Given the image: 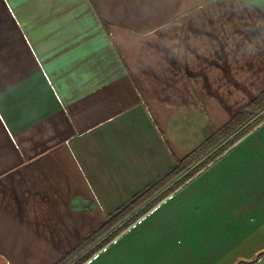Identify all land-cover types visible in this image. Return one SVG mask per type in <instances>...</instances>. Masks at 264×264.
<instances>
[{
    "label": "crops",
    "instance_id": "0c3cea01",
    "mask_svg": "<svg viewBox=\"0 0 264 264\" xmlns=\"http://www.w3.org/2000/svg\"><path fill=\"white\" fill-rule=\"evenodd\" d=\"M264 0H0V264H264ZM245 128V129H244ZM244 129V130H242Z\"/></svg>",
    "mask_w": 264,
    "mask_h": 264
},
{
    "label": "trees",
    "instance_id": "16d2710c",
    "mask_svg": "<svg viewBox=\"0 0 264 264\" xmlns=\"http://www.w3.org/2000/svg\"><path fill=\"white\" fill-rule=\"evenodd\" d=\"M185 167V162L181 161L178 162V164L171 169L166 175L161 177L158 181H156L153 185L148 187V189L144 190L143 193L138 195L134 200H132L128 205H126L124 208H122L120 211H118L116 214H114L111 218H109L102 226H100L96 231H94L91 235H89L87 238H85L83 241H81L76 247L71 249L68 253H66L63 257H61L59 260H57L54 264H68L71 259H73L77 254L78 251L81 249H84L85 247L89 246L91 243H93L98 237L102 236L108 229L111 228V226L117 222L120 217L124 213H126L128 210L134 208L137 206L141 200L148 197L150 194L158 190L161 186H163L167 181H169L171 178L179 174ZM115 234H110L107 239H104L100 244H98L97 247L89 250L82 256H80L77 260L72 262L71 264H81L84 262L98 247L102 246L111 236Z\"/></svg>",
    "mask_w": 264,
    "mask_h": 264
},
{
    "label": "rangeland",
    "instance_id": "374dc122",
    "mask_svg": "<svg viewBox=\"0 0 264 264\" xmlns=\"http://www.w3.org/2000/svg\"><path fill=\"white\" fill-rule=\"evenodd\" d=\"M264 120V94L258 98L257 100H255L251 105H250V109L247 110L246 112H244L240 118L235 122L236 124H243V123H248V124H255L258 123L260 121ZM245 129V128H244ZM242 129V130H244ZM169 182V181H167ZM162 187V186H161ZM157 191V190H156ZM101 237V236H100ZM98 237V238H100ZM97 238V239H98ZM96 239V240H97ZM95 240V241H96ZM94 241V242H95ZM103 241V240H102ZM101 241V242H102ZM93 242V243H94ZM100 242V243H101ZM93 243H91L89 246L85 247L84 249H81L78 251V254L70 260V262L68 264H71L72 262H74L75 260H77L80 256H82L83 254H85L86 252H88L89 250L95 248L98 246V244L94 245ZM105 244V243H104ZM103 244V245H104ZM102 245V246H103ZM102 246L98 247L96 250H98L99 248H101ZM95 250V251H96ZM94 251V252H95Z\"/></svg>",
    "mask_w": 264,
    "mask_h": 264
}]
</instances>
